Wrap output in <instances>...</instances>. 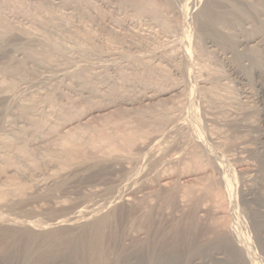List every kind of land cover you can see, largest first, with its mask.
I'll return each instance as SVG.
<instances>
[{"label": "rangeland", "instance_id": "374dc122", "mask_svg": "<svg viewBox=\"0 0 264 264\" xmlns=\"http://www.w3.org/2000/svg\"><path fill=\"white\" fill-rule=\"evenodd\" d=\"M151 1L154 6L146 4L137 9V3L144 4L146 1L0 0V22L4 21L9 28L1 40L8 43L12 64L18 66L22 63L23 66L22 75L0 72V90H4L0 93L10 95V103H6L7 100L0 103V112L3 111L0 121L4 120L6 125L10 122L13 125L10 126L11 131L22 128L26 131L20 137L11 136L15 137L14 143L22 150L21 154L14 155V163L6 166L0 163V185H9V181L11 185L17 184L12 208L3 207L0 213L22 222L26 219L49 223L52 217L66 218L81 202H102V208L88 215L89 218H83L82 222L80 219L71 225L68 222L48 225V228L34 230L32 236L20 228L0 223L1 238V234L7 233L3 239L0 238V244L4 247V254L13 257V260H0V264H44L41 260L49 250L55 252L51 264H66V260L59 255L63 249H58V245L65 246L70 240L82 243L90 237L94 238L84 256L85 264H125L135 260L133 253L136 249L143 247L144 250L153 239H164L163 235L172 229L191 225L197 227L196 241L201 244L207 235L209 240L214 236L213 233L206 234L213 227L220 232L226 231L231 237L234 231L241 233L243 229L248 230L246 233L251 234H247V238L254 243L250 244V249L257 250L258 264L264 263V254L253 237L251 211L243 204L242 198L254 189L255 194L264 196V163L261 160L264 99H256L253 95L248 100L240 98L244 88H249V94L255 90L254 75L247 68L248 60H239L237 56L235 59L227 48L221 43L219 45L218 37H215L214 45L207 42L204 36H195L193 16L204 0L200 3L195 0L197 6L193 7L197 10L191 7L194 0L187 1L186 5L190 6L187 15L181 10L186 8L182 4L186 0ZM178 2H181L180 5ZM243 8L248 11L246 6ZM152 10L156 11L157 17ZM256 12L253 13L255 16L250 12V21L245 17L232 19L231 28L224 34L229 41L226 45L228 49L230 46L234 48L239 39L263 34L264 26L260 24L264 23V5L259 6ZM243 20L249 23L245 25ZM190 23L194 25L190 27ZM163 26L167 27V31ZM182 30H187V33ZM184 34H190L192 48L191 60L187 63L177 51L181 49L178 42ZM209 36L214 38V34ZM21 40L32 44L35 50L33 59L21 49L18 51L9 47ZM165 42L169 46L164 45ZM46 43H53L62 51L52 52L49 58H42V62L37 56L42 49L40 46L46 47ZM253 44L250 42L253 47H258ZM5 48L0 51L1 64L6 60L3 51H7V46ZM242 48L237 46L238 52L255 55L251 48ZM107 55L109 58L113 56L115 62L108 61ZM115 57L119 60L116 61ZM106 61L109 63H104ZM75 62L83 66L74 68ZM232 67L238 72H234ZM63 68L69 71L62 75L54 73ZM238 74L244 78L248 76L246 84L240 83ZM226 99H230L229 102ZM229 103L232 106L238 104H235L240 112L238 117L230 115L227 109L231 110L234 106ZM21 104H32L34 110L30 109L27 116L20 118ZM209 110H213L215 119ZM6 119L11 120L8 122ZM30 119L41 120L39 130H31ZM231 124H238L239 127ZM218 131L225 133L219 135L222 143L216 140ZM248 170L249 177L252 173L250 178L245 175ZM222 173L232 180V196L238 192L237 198L231 196L232 204L224 197V189L218 184ZM243 176L248 182H244ZM231 177L236 181V187ZM247 188L252 189L249 191ZM10 194L6 197L13 196ZM251 206L257 208L254 203ZM95 226L100 230L99 235H95ZM238 226L244 227L240 230L242 227L239 229ZM25 247H30L31 253ZM25 249L28 251L25 252ZM258 253H261V260ZM142 259L143 264L152 261L146 251Z\"/></svg>", "mask_w": 264, "mask_h": 264}, {"label": "bare ground", "instance_id": "6f19581e", "mask_svg": "<svg viewBox=\"0 0 264 264\" xmlns=\"http://www.w3.org/2000/svg\"><path fill=\"white\" fill-rule=\"evenodd\" d=\"M146 2L144 3V4H142V3H137L136 4V6H137V9H142V7L144 6V5H146V4H148V5H150V6H154V3H152V1L151 0H145ZM176 1H178V0H176ZM187 1H189V0H186L185 1V3H182V4H185L186 5V3H189V2H187ZM197 1H199V3H200V0H197ZM197 1H196V3H195V0H194V2H193V4H192V1H190L191 2V7H193V6H195L196 4H197ZM246 1V0H245ZM173 2H175V1H173ZM183 2V1H182ZM202 2V1H201ZM179 3V2H178ZM181 3V2H180ZM180 3H179V5H180ZM188 5V4H187ZM187 5L185 6L186 8H183V9H181L183 12H185V14L187 15V11H188V9L190 8V6L188 5V8H187ZM243 5V6H242ZM264 5V0H247V2H243V3H241V1L240 0H204V2L202 3V6L200 7V9L197 11V12H195L194 13V16H193V18L195 19V36H198V37H203L204 36V38H206L207 39V42H210V43H212V44H214V45H216V43H215V41H214V39H215V37H218V41H220L219 42V45H220V43H221V46L222 47H224L225 49L227 48V50L229 51V54L230 55H233V56H235V59H237V57H240L239 58V60H248V63H247V68L248 69H250L251 70V73L254 75V80H252L253 81V83H254V85H255V90H254V92H253V94H249V93H251L250 91H249V85H248V87H246V86H243V87H246V88H248V90L247 89H245L244 88V90H242V95L240 96V98L241 99H243V98H246L247 100H248V98H249V96H251V95H253V97H255L256 99H259V100H262V99H264V61L262 62V59H264V32H263V34L261 35H259V36H256L255 38H252L251 37V39H249V38H246V39H239V40H237L238 42H236V45H235V47L233 48L232 47V49L229 47V49H228V47H226V45L227 44H229V41L224 37V34L227 32V30L228 29H230L231 27H230V25L231 24H233L232 23V19H236L237 17H245L244 19H246V18H248L249 19V17H250V12H251V14H256L257 12V10L259 9V6L260 7H262ZM197 6V5H196ZM246 6V8L248 9V11L246 12V9H244L243 7H245ZM182 7V6H181ZM184 7V6H183ZM240 7H242V8H240ZM173 9V8H172ZM192 9V8H191ZM193 9H196L197 10V8H195V7H193ZM171 10V9H170ZM190 10V9H189ZM196 10H193L192 12H194V11H196ZM176 11V10H175ZM261 11V10H260ZM190 13V12H189ZM152 14L155 16V17H157V14H156V11L155 10H152ZM151 14V15H152ZM253 14V15H254ZM186 15H183V16H186ZM264 14H262V16H263ZM189 16H191V14L189 15ZM255 16V15H254ZM159 18V17H158ZM184 18V17H183ZM192 18V17H191ZM193 18H192V20H193ZM252 18V17H251ZM256 18V17H255ZM254 18V19H255ZM160 19V18H159ZM242 19V18H241ZM254 19H252V20H254ZM187 20V19H186ZM194 21V20H193ZM244 22L243 23H245V25L247 24V23H249V22H247L246 23V21L245 20H243ZM249 21H250V19H249ZM261 21V20H260ZM263 21V20H262ZM191 22V21H190ZM254 22V21H253ZM187 24V23H186ZM193 24V25H194ZM250 24H251V22H250ZM184 25H185V23H184ZM183 25V26H184ZM190 25H191V23H190ZM193 25H191L190 27H192ZM244 25V24H243ZM252 25V24H251ZM260 25H262V26H264V23L262 22ZM237 26V25H236ZM50 27V26H49ZM164 27V26H163ZM185 27V26H184ZM234 27V26H233ZM22 28V27H21ZM27 28V27H26ZM165 28V27H164ZM167 28V27H166ZM165 28V29H166ZM194 28V27H193ZM248 28V27H247ZM9 28H8V25L3 21V22H0V44H1V47H0V51L3 49V50H6V46H7V51H3L4 53V56L6 57V60L4 61V63H0L1 64V67H0V69H1V71L0 72H2V73H4V72H11V73H14L15 75L17 74V76L20 74V75H22L21 73H22V71H23V66H21L22 65V63H19V65L18 66H14L13 64H12V62L10 61V53L8 52V43H3V41L1 40L2 39V35H3V33L5 32V31H7ZM23 29V28H22ZM50 29V28H49ZM140 29V28H139ZM146 29V28H145ZM191 29V28H190ZM11 30V29H10ZM24 30V29H23ZM137 30V29H136ZM148 30V29H147ZM21 31V30H20ZM149 31V30H148ZM155 31V30H154ZM166 31H167V29H166ZM187 31V30H186ZM185 30H182V32H186ZM229 31V30H228ZM241 31V30H240ZM168 32H170V31H168ZM193 32V31H192ZM6 33V32H5ZM39 33V32H38ZM138 33V32H137ZM171 33V32H170ZM187 33V32H186ZM17 34V33H16ZM143 34V33H142ZM141 34V35H142ZM172 34V33H171ZM213 35L214 34V38H210V36L209 35ZM149 35V34H148ZM139 37V36H138ZM180 37V36H179ZM183 37V38H182ZM182 37H180L179 39H180V42L183 44V46L180 44V42H178V44L180 45H177V47L179 46V48L181 47V49L180 50H177V51H180V53H181V56L183 57V60H185L186 61V63L189 61V60H191L190 58V54H191V50H190V48H191V46H190V42H189V37H190V34L189 35H186V34H184ZM247 37V36H246ZM258 37H260V39H258ZM38 38V37H37ZM176 38V37H175ZM165 39V38H164ZM167 39V38H166ZM177 39V38H176ZM178 39V40H179ZM196 39V38H195ZM53 40V39H52ZM151 40V39H150ZM169 40V39H168ZM216 40H217V38H216ZM25 41V40H24ZM27 41H28V39H27ZM42 41H44V39L42 40ZM47 41H48V39H47ZM46 41V42H47ZM172 41V40H171ZM49 42H51V40H49ZM73 42V41H72ZM163 42V41H162ZM167 42V41H166ZM165 42V44L164 45H167V43ZM250 42H254L255 44H256V46H258V47H253L252 45H250ZM54 43V42H53ZM53 43H51V44H49V43H46V47L45 46H40L42 49L40 50V52L38 53V56H37V58H49L48 56H50V54L53 52L54 53V51H59V49H60V47H58V46H56L55 44H53ZM56 43V42H55ZM77 43V42H76ZM158 43V42H157ZM160 43V42H159ZM172 43H173V41H172ZM187 43H188V45H187ZM195 43V42H194ZM11 44V43H10ZM48 44V45H47ZM59 44V43H58ZM75 44V43H74ZM169 44V43H168ZM177 43L175 42V45H176ZM218 44V43H217ZM255 44H253V45H255ZM44 45H45V43H44ZM76 45V44H75ZM170 45H171V43H170ZM174 45V46H175ZM195 45V44H194ZM72 46V45H71ZM74 46V45H73ZM167 46H169V45H167ZM229 46V45H228ZM237 46H242L243 48H251V52H254L255 53V55H253L252 53H250V54H246V55H244V54H242V53H240V52H238V50H237ZM9 47H11V48H13V49H15V50H18L19 51V49H21L22 51H23V53H25L28 57H30V58H34L35 56H33L34 55V52H35V50H34V48L32 47V44L30 43H23V41L21 40V41H19L18 43H15V44H11V46H9ZM37 47V46H36ZM39 47V46H38ZM166 47V46H165ZM164 47V48H165ZM172 47H173V45H172ZM177 47H176V49H177ZM33 48V49H32ZM170 48V47H169ZM175 48V47H174ZM242 48V49H243ZM72 49V48H71ZM77 49H79L78 47H77ZM192 49V48H191ZM222 49V48H221ZM34 50V51H33ZM61 51H62V49H60ZM159 50V49H158ZM9 51H11V50H9ZM21 51V52H22ZM60 51V52H61ZM73 51V50H72ZM157 51V50H156ZM173 51V50H172ZM172 51H170V52H172ZM222 51V50H221ZM246 51V50H245ZM12 52V51H11ZM17 52V51H16ZM37 52H38V50H37ZM36 52V53H37ZM55 52V53H56ZM69 52V51H68ZM247 52V51H246ZM1 53V52H0ZM15 53V52H14ZM35 53V54H36ZM59 53V52H58ZM64 53V52H63ZM107 53V52H106ZM173 53H175V52H173ZM57 54V53H56ZM61 54V53H60ZM72 54V53H71ZM108 54V53H107ZM142 54V53H141ZM172 54V53H171ZM74 55V54H73ZM164 55V54H163ZM162 55V56H163ZM174 55V54H173ZM172 55V56H173ZM180 55V54H179ZM194 55V54H193ZM216 55V54H215ZM3 56V57H4ZM24 56V55H23ZM108 56V55H107ZM119 56V55H118ZM222 56V55H221ZM237 56V57H236ZM72 57V56H71ZM106 57V56H105ZM104 57V58H105ZM168 57V56H167ZM82 58V57H81ZM113 58V56L111 57V55H110V58H109V56H108V58H107V60L108 61H114V59H112ZM116 58V57H115ZM118 58V57H117ZM115 59L116 61L117 60H119V59ZM122 58V57H121ZM124 58V57H123ZM160 58V57H159ZM174 58H175V56H174ZM181 58V57H180ZM229 58V57H228ZM40 59V60H41ZM83 59V58H82ZM100 59V58H99ZM171 59V58H170ZM194 59H196V58H194ZM13 60V59H12ZM28 60V59H27ZM81 60V59H80ZM200 60V59H199ZM246 60V61H247ZM23 61V60H22ZM87 61V60H86ZM104 61H105V59H104ZM108 61H106V62H104V63H107ZM18 62V61H17ZM20 62V61H19ZM32 62V61H31ZM36 62V61H35ZM42 62H43V59H42ZM77 62V61H76ZM76 62H75V66H74V68H76V66H78V63H77V65H76ZM80 62V61H79ZM81 62H83V61H81ZM80 62V63H81ZM88 62V61H87ZM115 62V61H114ZM196 62V61H195ZM240 62V61H239ZM86 63V62H85ZM90 63V62H89ZM109 63V62H108ZM117 63V62H116ZM12 64V65H11ZM45 64V63H44ZM53 64V63H52ZM112 64V63H111ZM198 64V63H197ZM205 64V63H204ZM240 64V63H239ZM50 65V64H49ZM190 65H192V64H190ZM199 65V64H198ZM203 65V64H202ZM43 66V65H42ZM55 66V65H54ZM54 66H52V67H54ZM57 66H59V65H57ZM73 66V65H72ZM80 66H83V65H80ZM80 66H78V67H80ZM87 66H89V65H87ZM101 66V65H100ZM184 66V65H183ZM197 66V65H196ZM245 66V65H244ZM65 67H67V66H65ZM191 67V66H190ZM205 67V66H204ZM203 67V68H204ZM58 68V67H57ZM72 67H70L69 69H71ZM85 68V67H84ZM83 68V69H84ZM201 68V67H200ZM53 69V68H52ZM73 69V68H72ZM184 69V68H183ZM100 70V69H99ZM202 70V69H201ZM232 70L234 71V72H238V71H236V69L234 68V67H232ZM69 70L67 69V72H68ZM72 71V70H71ZM92 71H93V69H92ZM186 71V70H185ZM57 72V71H56ZM56 72H54L56 75L59 73V74H65V73H67L66 72V69L65 68H63L62 70H58V72L56 73ZM188 72V71H187ZM240 73V72H239ZM58 74V75H59ZM206 74V73H205ZM74 75V74H73ZM191 75V74H190ZM239 75V74H238ZM252 75V76H253ZM41 76V75H40ZM75 76H77V75H75ZM242 76H244V75H242ZM45 78L47 77V76H44ZM70 77V76H69ZM233 77V76H232ZM235 77V76H234ZM248 76H246L245 78L244 77H241L240 75H239V78H240V83H242V84H246V80L248 79L247 78ZM43 78V77H42ZM45 78H43V79H45ZM47 78H49V76L47 77ZM61 78V77H60ZM59 78V79H60ZM73 78V77H72ZM204 78V77H203ZM206 78V77H205ZM229 78H231V77H229ZM228 78V79H229ZM238 78V79H239ZM247 78V79H246ZM250 78H252V77H250ZM27 79V78H26ZM50 79V78H49ZM234 79H236V78H234ZM204 80V79H203ZM227 80V79H226ZM226 80H224V81H226ZM245 80V81H244ZM2 81V80H1ZM19 81V80H18ZM36 81V80H35ZM71 81V80H70ZM201 81V80H200ZM209 81V80H208ZM229 81V80H228ZM251 81V82H252ZM27 82V81H26ZM31 82V81H30ZM204 82V81H203ZM222 82V81H221ZM230 82V81H229ZM238 82V81H237ZM250 82V83H251ZM24 83H25V81H24ZM28 83H29V81H28ZM36 83V82H35ZM39 83V82H38ZM45 83V82H44ZM65 83V82H64ZM178 83V82H177ZM202 83V82H201ZM225 83V82H224ZM249 83V82H248ZM180 84V83H179ZM208 84H209V82H208ZM222 84V83H221ZM2 85V84H1ZM12 85V84H11ZM22 85H24V84H22ZM203 85V84H202ZM210 85V84H209ZM27 86V85H26ZM30 86V85H29ZM29 86H27V88L29 89L30 87ZM43 86V85H42ZM221 86V85H220ZM239 86V85H238ZM6 87V86H5ZM34 87V86H33ZM180 87H182V86H180ZM213 87V86H212ZM7 88V87H6ZM12 88V87H11ZM23 88V87H22ZM173 88V87H172ZM202 88V87H201ZM223 88V87H222ZM242 88V87H241ZM253 88V87H252ZM40 89V88H39ZM47 89V88H46ZM180 89H182V88H180ZM204 89V88H203ZM25 90V89H24ZM58 90V89H57ZM212 90H213V88H212ZM218 90V89H217ZM4 91V90H3ZM3 91H1L0 90V92H3ZM29 91V90H28ZM38 91V90H37ZM55 91V90H54ZM158 91V90H157ZM172 91H174V90H172ZM7 92V91H6ZM13 92V91H12ZM178 92V91H177ZM206 92V91H205ZM218 92H220V91H218ZM222 92V91H221ZM224 92V91H223ZM222 92V93H223ZM241 92V91H240ZM158 93V92H157ZM162 93V92H161ZM173 95H176V93L175 92H171ZM208 93V92H207ZM212 93V92H211ZM225 93V92H224ZM227 93V92H226ZM171 94V95H172ZM181 94V93H180ZM209 94V93H208ZM207 94V95H208ZM220 94V93H219ZM41 95H43V94H41ZM145 95V94H144ZM150 95V94H149ZM154 95V94H153ZM156 95V94H155ZM173 95L171 96V97H173ZM183 95V94H182ZM215 95V94H214ZM45 96V95H44ZM47 96V95H46ZM50 96V95H49ZM178 96V95H177ZM195 96V95H194ZM216 96V95H215ZM222 96H223V94H222ZM225 96V95H224ZM10 97V95H8V94H6V95H4L3 93H0V103H2V102H6V100L8 101V98ZM28 97V96H27ZM41 97V96H40ZM220 97V96H219ZM143 98V97H142ZM145 98V97H144ZM226 98V97H225ZM234 98V97H233ZM184 99V98H183ZM231 99V98H230ZM229 99V100H230ZM45 100V99H44ZM207 100V99H206ZM221 100V99H220ZM226 100H228V99H226ZM229 100H228V102H229ZM246 100V101H247ZM11 101V100H10ZM16 101V100H15ZM26 101V100H25ZM41 101H43V100H41ZM40 101V102H41ZM49 101V100H48ZM182 101V100H181ZM199 101H200V99H199ZM222 101H224V100H222ZM252 101V100H251ZM18 102V101H17ZM17 102H14V103H17ZM201 102V101H200ZM200 102H199V104H200ZM208 102V101H207ZM227 102V103H228ZM239 102V101H238ZM6 103H10L9 101L8 102H6ZM22 103V102H21ZM50 103V102H49ZM205 103V102H204ZM226 103V104H227ZM240 103V102H239ZM23 104H25V103H23ZM179 104H180V102H179ZM182 104V103H181ZM203 104V103H202ZM233 104V103H232ZM235 104H237V103H235ZM235 104L232 106L230 103H229V105H231L232 107H233V109H227V110H229V112H231V114L228 112V115L230 114L231 116H233V118H235L236 116L238 117V115L240 114V112L237 110V106H238V104H237V106H235ZM8 105V104H7ZM13 105V104H12ZM49 105V104H48ZM190 105V104H189ZM205 105H207V104H205ZM229 105L227 106V107H229ZM11 106V105H10ZM21 106H22V104H21ZM35 106V105H34ZM177 106H178V104H177ZM182 106H183V104H182ZM200 106H202L201 104H200ZM208 106H210V104L208 105ZM16 107V106H15ZM18 107H19V104H18ZM37 107V106H36ZM51 107H52V105H51ZM218 107V106H217ZM7 108V107H6ZM207 108V107H206ZM205 108V109H206ZM216 108V107H215ZM214 107H213V109H215ZM221 108L223 109V107L221 106ZM220 108V109H221ZM226 108V107H225ZM8 109V108H7ZM16 109V108H15ZM14 108H13V110L14 111H16ZM20 110H19V116H21L22 115V117H20V118H23L24 116H27V114H28V111H30V109H31V111H33L34 110V108H33V105L32 104H30V105H23L22 107H20L19 108ZM33 109V110H32ZM43 109V108H42ZM194 109V108H193ZM204 109V110H205ZM211 109V108H210ZM239 109V108H238ZM51 110V109H50ZM5 111V110H4ZM42 111V110H41ZM53 111V110H52ZM55 111V110H54ZM215 111V110H214ZM244 111V110H243ZM1 112H3L2 110H1ZM1 112H0V118H2V116H1ZM12 112V111H11ZM35 112H36V109H35ZM207 113H208V111H206ZM223 112H224V110H223ZM17 113V112H16ZM33 113V112H32ZM31 113V114H32ZM50 113V112H49ZM52 113H54V112H52ZM209 113L211 114V117L213 116V110L212 111H210L209 110ZM208 113V114H209ZM219 113V112H218ZM8 114V113H7ZM11 114V113H10ZM48 114V113H47ZM215 114H217V112L215 113ZM43 115V114H42ZM218 115V114H217ZM221 115V114H220ZM6 116V115H5ZM12 116V115H11ZM18 116V117H19ZM48 116V115H47ZM51 116V115H50ZM215 116V115H214ZM213 116V117H214ZM224 116V115H223ZM263 116H264V112H263ZM7 117V116H6ZM16 117V116H15ZM31 117V116H30ZM35 117V116H34ZM44 117V116H43ZM49 117V116H48ZM210 117V116H209ZM208 117V118H209ZM222 117V116H221ZM220 117V118H221ZM225 117V116H224ZM229 117V116H228ZM227 117V118H228ZM8 118H10V116L8 117ZM27 118V117H26ZM36 118V117H35ZM179 118V117H178ZM217 118H218V116H217ZM231 118V117H230ZM229 118V119H230ZM28 119V118H27ZM33 119V118H32ZM181 119V118H180ZM214 119H215V117H214ZM222 119V118H221ZM225 119V118H224ZM223 119V120H224ZM7 120V119H6ZM11 120V119H10ZM9 120V121H10ZM18 120V119H17ZM16 120V121H17ZM31 120V119H30ZM208 120V119H207ZM238 120V119H237ZM8 121V120H7ZM8 121V122H9ZM13 121V120H12ZM26 121V120H25ZM49 121V120H48ZM184 121H186V119L184 120ZM212 121V120H211ZM233 121H235V119H233ZM239 121H240V118H239ZM40 122H41V120H37V119H35V120H31L30 121V124H31V130H33V131H35V130H39V126H40ZM44 122V121H43ZM175 122V121H174ZM208 122V121H207ZM230 122V121H229ZM241 122V121H240ZM239 122V123H240ZM243 122V121H242ZM241 122V123H242ZM10 123V122H9ZM4 124V120H2V121H0V130L1 131H3V132H1V134H2V136H0V163H4L5 164V166L6 165H8V164H13L14 163V161L12 162V159L14 158V155L17 153V154H21L22 153V150H21V148L20 147H17L16 146V144L14 143V138L15 137H11V136H15L16 135V137H20L21 135H24V132H26V131H24L23 130V128L21 129V130H18L17 131V129H16V131H14V129H12V131H11V129L10 128H12L13 127V125H10V124ZM15 123V122H14ZM18 123V122H17ZM24 123V122H23ZM22 123V124H23ZM45 123V122H44ZM184 123V122H183ZM224 123V122H223ZM234 123V122H233ZM235 123H236V121H235ZM238 123V124H239ZM218 124V123H217ZM220 124V123H219ZM238 124H236V125H234V127L235 126H237ZM243 124V123H242ZM174 125V124H173ZM224 125V124H223ZM226 125V124H225ZM232 124H231V126H233ZM241 125V124H240ZM5 126V127H4ZM10 126H12V127H10ZM17 126V125H16ZM21 126V125H20ZM19 126V127H20ZM42 126H44L43 124H42ZM246 126V125H245ZM15 127V126H14ZM181 127V126H180ZM183 127V126H182ZM224 127V126H223ZM238 127H239V125H238ZM21 128V127H20ZM25 128V127H24ZM172 128V127H171ZM247 128H248V126H247ZM246 128V129H247ZM27 129V128H26ZM29 129V128H28ZM177 129V128H176ZM220 129H221V126H220ZM221 130H223L224 131V129H221ZM15 132V133H14ZM28 132V131H27ZM171 132V131H170ZM215 132V131H214ZM213 132V133H214ZM226 132V131H225ZM34 133V132H33ZM212 133V134H213ZM217 133V132H216ZM215 133V134H216ZM220 133H221V131H218V136L216 137V140H217V142H220L219 140H220V137L222 136V135H224L225 133H221V136H219L220 135ZM10 134V135H9ZM36 134V133H35ZM33 135V134H32ZM40 136V135H39ZM209 136V135H208ZM44 137V136H43ZM71 137V136H70ZM73 137V136H72ZM262 137L264 138V131H263V134H262ZM13 138V139H12ZM22 138L24 139V136H22ZM40 138V137H39ZM38 138V139H39ZM224 138H226V137H224ZM224 138H223V140H224ZM20 140V139H19ZM72 140H74V139H72ZM222 140V139H221ZM17 141V140H16ZM28 141V140H27ZM209 141L211 142V140L209 139ZM71 142V141H70ZM76 142V141H75ZM224 142V141H223ZM226 142V141H225ZM263 142V141H262ZM261 142V143H262ZM212 143V142H211ZM220 143H222V142H220ZM73 144V143H72ZM213 145V144H212ZM222 145H224V144H222ZM214 146H215V142H214ZM214 146H212V147H214ZM218 147H219V145H218ZM222 148V147H221ZM214 150L212 149V152H213ZM230 151V150H229ZM20 152V153H19ZM222 152V151H221ZM261 152V151H260ZM16 154V155H17ZM108 154H110V153H108ZM217 154V153H216ZM225 154V153H224ZM262 154L263 155H261L262 156V159L261 160H263L262 162L264 163V147H263V150H262ZM227 155H229V154H227ZM218 156V155H217ZM18 157H19V155H18ZM116 157H117V155H116ZM225 157V156H224ZM110 160H111V158H110ZM123 161V160H122ZM9 166H11V165H9ZM14 166V165H13ZM122 167V166H121ZM251 168V167H250ZM8 169V168H7ZM254 170V169H253ZM250 172H249V170H248V173H245V175H247V174H249ZM252 174V173H251ZM251 174H250V177H251ZM52 176V175H51ZM246 177V176H245ZM247 177H249L248 175H247ZM249 177V178H250ZM221 178V181H220V183H218V184H220L221 185V187H223V189H224V197L225 198H227L228 199V202H229V204L231 203V201H232V197L234 196H232V192L233 191H231V187L233 186V184H232V186H231V181H230V177L228 176L227 177V175H225V174H223L222 173V177H220ZM232 178V177H231ZM243 178H244V176H243ZM43 179V178H42ZM233 179V183H234V187H236V185L235 184H237V183H235L236 181L234 180V178H232ZM239 179V178H238ZM246 178H244V180H245ZM38 180V179H37ZM47 180V179H46ZM218 180V179H217ZM51 181V180H50ZM42 182V181H41ZM218 182V181H217ZM238 182H240V181H238ZM244 182H248L247 180H245ZM3 184V183H2ZM5 184V183H4ZM0 185V210L1 209H3V207H9V206H11V204L12 203H14V200L16 199L15 198V195H16V191H17V184H16V186H14L13 184L11 185V183H10V181H9V185H8V183H7V185L5 184V185ZM15 184V183H14ZM46 184V183H45ZM209 184V183H208ZM40 184L38 183L37 184V186H39ZM211 185V184H210ZM242 185V184H241ZM260 185H261V183H260ZM219 186V185H218ZM239 186H240V184H239ZM262 186V185H261ZM18 187H19V185H18ZM205 187V186H204ZM208 187V186H207ZM233 187V188H234ZM21 188V187H20ZM34 188V187H33ZM206 188V187H205ZM260 188V187H259ZM204 189V188H203ZM207 189V188H206ZM242 189V188H241ZM249 188H247V190H248ZM250 189H252V188H250ZM250 189H249V191H250ZM199 190V189H198ZM201 190V189H200ZM243 190H245V189H243ZM247 190H245V191H247ZM25 191V190H24ZM27 191H29V190H27ZM97 191H98V189H97ZM207 191V190H206ZM244 191V192H245ZM255 189L253 190V191H250V192H247L246 194H244L243 195V204L244 205H246L247 207H248V211H251V225H252V229H253V233H254V235H253V237H254V239H255V241L257 242V245L259 246V248H260V251H261V253L262 254H264V196H261V195H259V194H255ZM257 191V190H256ZM100 192V191H99ZM103 192V191H102ZM209 192L211 193V194H214L215 195V193H213L211 190H209ZM215 192H217V190L215 191ZM237 192V191H236ZM12 194L13 196L11 197V196H9V197H6V195L7 194ZM238 193V192H237ZM237 193H236V195H237ZM259 193V192H258ZM10 194V195H11ZM210 194V195H211ZM233 194H234V192H233ZM261 194V193H260ZM101 195V194H100ZM217 195V194H216ZM235 195V196H236ZM19 196H20V194H19ZM24 196H25V194H24ZM31 196V195H30ZM106 196V195H105ZM220 196V195H219ZM232 196V197H231ZM234 196V197H235ZM18 197V196H17ZM22 197V196H21ZM102 197V196H101ZM111 197V196H110ZM213 197V196H212ZM96 198V197H95ZM214 198H215V196H214ZM236 198H237V196H236ZM236 198H234V199H236ZM239 198H241V197H239ZM92 199V198H91ZM217 199V198H216ZM90 200V199H89ZM99 200V199H98ZM112 200V199H111ZM210 200H212V199H210ZM232 202H234V201H232ZM236 202V201H235ZM17 203V202H16ZM101 203L102 202H99V201H97V200H95V202H88V201H84V202H81V204L80 205H78L77 207H75L74 209V211H71L69 214L70 215H68L66 218H59V217H52V219L50 220V222L49 223H41V222H38V223H36V222H34V221H26V219H25V221L24 222H22V221H19V220H16V219H13V217H11L10 219L9 218H7L8 217V215H7V217H4V216H2V214L0 213V223H3V224H6V225H8V226H14L13 228H20V229H22V231H24V232H28L29 233V235L30 236H32V235H34L33 233H35V231L37 230H40V229H42V228H46L48 225L50 226V225H53V226H55V225H58V224H63V223H66L67 224V222L68 223H70V225L73 223L74 224V222H77V221H79L80 219H81V222H82V219L83 218H85V217H88V215H93V212H94V214L96 213L95 212V210H97L99 207H101ZM105 203V202H104ZM213 203V202H212ZM251 203H254V204H256V206H257V208L256 207H253V206H251L250 207V204ZM232 204V203H231ZM102 205H104V204H102ZM231 206V205H230ZM16 207V206H15ZM11 208H12V206H11ZM102 208V207H101ZM234 208V207H233ZM72 210H73V208H71ZM238 210V209H237ZM69 211V210H68ZM98 212V211H97ZM244 212V211H243ZM238 213V212H237ZM241 213H242V211H241ZM238 214H240V213H238ZM227 216H228V214H227ZM239 216V215H238ZM241 216H243V215H240V217ZM90 217V216H89ZM88 217V218H89ZM93 217V216H92ZM245 217V216H244ZM241 218H243V217H241ZM21 219V218H20ZM87 219V218H86ZM232 219V221H233V218H231ZM235 219V218H234ZM240 219V218H239ZM244 219V218H243ZM243 219H241V221L243 220ZM31 220V219H30ZM235 221H236V219H235ZM83 222H84V220H83ZM239 222V221H238ZM237 222V223H238ZM79 223V222H78ZM78 223H76V224H78ZM190 223V222H189ZM232 223V222H231ZM234 223V222H233ZM236 223V222H235ZM2 224V225H3ZM248 224V223H247ZM1 225V224H0ZM98 225V224H97ZM191 225V224H190ZM210 225V224H209ZM234 225H236V224H234ZM238 225V224H237ZM239 225H241V224H239ZM244 225V224H243ZM10 226V227H11ZM53 226H51V227H53ZM68 226V225H67ZM6 227V226H5ZM50 227V228H51ZM69 227V226H68ZM72 227V226H71ZM96 227V226H95ZM98 227V226H97ZM95 228V230H96V233H95V235H99V232H100V230H99V228ZM181 227V226H180ZM211 227H212V225H211ZM210 227V228H211ZM233 227V226H232ZM236 227V226H235ZM240 227H242V226H240ZM240 227L238 226V228L240 229ZM244 227V226H243ZM243 227L240 229V230H242L243 229ZM48 228V227H47ZM221 228H222V226H221ZM227 228H228V226H227ZM246 228V227H245ZM68 229V228H67ZM70 229V228H69ZM172 229V228H171ZM232 229V228H231ZM248 229V228H247ZM250 229V228H249ZM251 229V230H252ZM35 230V231H34ZM229 230H230V228H229ZM244 230V229H243ZM242 230V231H243ZM32 231H34V232H32ZM234 231V230H233ZM237 231V230H236ZM241 231V233L240 232H238V234H237V232L235 233V231L232 233L231 231V233L233 234L232 235V237L229 235H227L225 232H223V231H221L220 232V229H217V228H211V229H209V231L207 232V230H206V234H209V233H213L214 234V236L209 240L207 237H208V235H207V237H206V239L204 240V242H203V244H201V243H199V242H197L196 241V237H197V233H198V230H197V227L196 226H189L188 228H175V229H172L171 230V232H168L167 233V235L165 234V235H163L162 237L164 238V239H161V237L159 238V239H156V240H154L153 239V241H150V242H148V244H147V246L144 248V250H142V248L143 247H140V250H137L136 249V251L133 253V255H134V261H132V262H125V264H143L144 263V261H143V259H142V254H144L145 253V251L148 253V256L149 257H151V259H152V261L149 263V264H245V262H247L248 264H258V261L256 260V256H255V254L257 255V250H256V252L255 251H253V249L254 248H252V249H250L251 248V246H250V244H252V243H250L249 242V240H248V235L249 234H251V233H246V231L248 232V230H246V231H243V232H245L244 234H248L246 237L245 236H243V237H241V235H244L243 234V232ZM202 232V231H201ZM37 233H39V232H37ZM240 234V235H239ZM3 237L1 238V236H0V238L1 239H3L4 238V236L5 235H7V233H3V234H1ZM94 236V235H93ZM155 236V235H154ZM153 236V237H154ZM206 236V235H205ZM199 237V236H198ZM202 237V236H201ZM250 237V236H249ZM252 237V236H251ZM252 237V238H253ZM92 238H94V237H92ZM92 238L90 237V238H88L87 240H85L87 243H85V241H82V243L81 242H79V241H74V240H70L69 242H68V244L67 245H65V246H63V245H58L59 247H58V249H63V251H61V252H63V253H60L59 255H62V258H63V260L65 259L66 260V264H85V262H86V259H84V256L86 255V252H87V250L89 249V247H90V245H91V242H92ZM0 239V240H1ZM45 239H48V238H45ZM250 239V238H249ZM98 240H99V238H98ZM98 240H97V243H99L98 242ZM234 240V241H233ZM145 241V240H144ZM253 240H251V242H252ZM100 242H101V240H100ZM96 243V242H95ZM147 243V242H146ZM102 244V243H101ZM95 245V244H94ZM143 245V244H142ZM141 245V246H142ZM252 245H254V243L252 244ZM256 245V244H255ZM63 246V247H62ZM93 246V245H92ZM99 246V245H98ZM4 247H2V245L0 244V260H2V259H4V258H8V259H11V257L12 256H7V255H5L4 254V249H3ZM25 248H30V247H25ZM92 248V247H91ZM28 249H25L26 251L25 252H27L28 251ZM51 251H53V250H49V251H47L46 253L43 251L42 253L44 254L45 253V255H44V258L41 260L44 264H51L53 261H54V256H55V252L53 251V252H51ZM85 251V252H84ZM100 251V250H99ZM29 252L31 253V250L29 249ZM29 252H28V255H29ZM94 252H96V251H94ZM261 253H258V256H259V254H261ZM28 255H24V256H26V258L28 257ZM100 255V254H99ZM30 256V255H29ZM97 256V255H96ZM102 256V255H101ZM244 256H245V258H246V260H245V258H244ZM13 258V257H12ZM258 258H260V256L258 257ZM257 258V259H258ZM262 258H260V260H261ZM11 260H13V259H11ZM92 260V259H91ZM246 263V264H247ZM97 264H98V262H97ZM101 264V263H100ZM264 264V263H263Z\"/></svg>", "mask_w": 264, "mask_h": 264}]
</instances>
